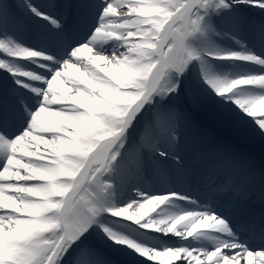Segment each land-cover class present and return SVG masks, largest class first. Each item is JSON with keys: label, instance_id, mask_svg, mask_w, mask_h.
I'll return each mask as SVG.
<instances>
[{"label": "snow or ice", "instance_id": "6c2138e0", "mask_svg": "<svg viewBox=\"0 0 264 264\" xmlns=\"http://www.w3.org/2000/svg\"><path fill=\"white\" fill-rule=\"evenodd\" d=\"M55 6L0 0V264H112L100 243L143 264H264V225L217 198L264 190V165L192 116L210 105L264 138V46L241 34L264 0H79L70 21ZM13 8L41 33L10 27ZM189 146L199 172L169 180Z\"/></svg>", "mask_w": 264, "mask_h": 264}, {"label": "bare ground", "instance_id": "6f19581e", "mask_svg": "<svg viewBox=\"0 0 264 264\" xmlns=\"http://www.w3.org/2000/svg\"><path fill=\"white\" fill-rule=\"evenodd\" d=\"M8 2L13 3L15 5L20 4V0H8ZM241 12L242 15L248 21V23L243 26L241 34L246 37L247 43H249L250 45H254L257 49H259L258 45H260L261 47L264 46V44H262V41L258 40L259 26L261 24H264V13H261L258 9L247 7H244ZM254 12H259L263 14V16L258 14L256 15V13ZM12 15L13 17H15V20L10 18V27H12L14 23H18L23 28L25 34L28 36H36L41 33L42 26L39 23L42 21L36 22V20H34L27 12H25L23 8H19L18 10L17 8H13ZM258 23H260V25L258 26V34L253 36L251 32L252 27H255ZM247 30H249L250 32L247 33ZM198 110L199 109L197 107L193 108L192 116L193 119L196 120L197 123L200 125L205 137L213 141L229 144L236 151L244 154L245 156L253 160L258 168L264 165V138H261L259 135L256 134H251L247 136L237 135L234 131L230 130L222 122L214 119L213 116L206 118V121L210 122V124L204 123L199 117ZM200 110L201 114H206L207 112L211 111V109L205 108H200ZM191 148V146L184 148L185 167L183 172L177 173L173 169L168 176L169 180H172L177 183L183 182L185 184L193 182L194 178L200 170V162L195 150L192 154H189V150ZM193 161L195 162V165H193L194 170L191 168V164ZM202 179L210 180V178ZM249 191L250 189L246 190L243 195H246L247 193H249ZM258 201L263 202L264 198L260 197ZM263 206L264 205H261V207ZM171 239L175 241V237H172ZM99 246L101 252L110 261H112V264H143L142 258L134 254L125 252L123 249H116L103 243H100Z\"/></svg>", "mask_w": 264, "mask_h": 264}, {"label": "rangeland", "instance_id": "374dc122", "mask_svg": "<svg viewBox=\"0 0 264 264\" xmlns=\"http://www.w3.org/2000/svg\"><path fill=\"white\" fill-rule=\"evenodd\" d=\"M48 1H50V5H56V6H58V4H57V0H48ZM56 6H55V7H52V8H49L48 10L52 11L54 15L60 17L62 20H67V19H66V16L64 17L62 12L57 13L56 11H54V10L56 9ZM258 13H259V12H258ZM259 14H261V13H259ZM262 15H263V14H262ZM36 22H37V21H36ZM42 23H45V22L42 21V22H40L39 24L42 26V25H43ZM197 108L199 109L198 112H199V117H200L201 121H203L204 123L210 124V122H207V121H206V120H207L206 118L212 117V112L209 111V112H207L206 114H201V110H200V108H201V109H202V108H205V109H211V106H210V105H201V106H199V107H197ZM207 115H208V116H207ZM208 121H210V120H208Z\"/></svg>", "mask_w": 264, "mask_h": 264}]
</instances>
